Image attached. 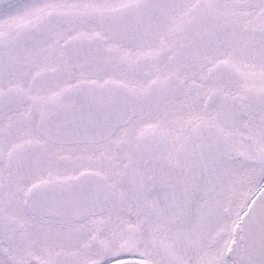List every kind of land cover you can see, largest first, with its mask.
<instances>
[{
	"label": "snow or ice",
	"instance_id": "1",
	"mask_svg": "<svg viewBox=\"0 0 264 264\" xmlns=\"http://www.w3.org/2000/svg\"><path fill=\"white\" fill-rule=\"evenodd\" d=\"M0 264H264V0H0Z\"/></svg>",
	"mask_w": 264,
	"mask_h": 264
}]
</instances>
